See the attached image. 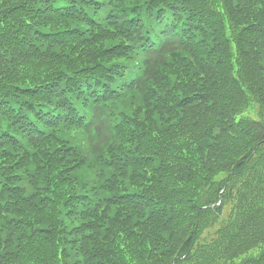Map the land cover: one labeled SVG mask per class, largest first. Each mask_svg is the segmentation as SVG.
<instances>
[{
    "label": "trees",
    "instance_id": "obj_1",
    "mask_svg": "<svg viewBox=\"0 0 264 264\" xmlns=\"http://www.w3.org/2000/svg\"><path fill=\"white\" fill-rule=\"evenodd\" d=\"M0 264H264V0H0Z\"/></svg>",
    "mask_w": 264,
    "mask_h": 264
}]
</instances>
